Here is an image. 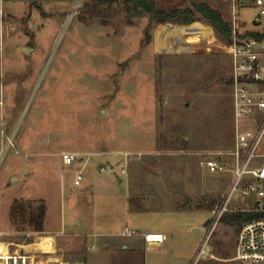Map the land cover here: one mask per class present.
I'll use <instances>...</instances> for the list:
<instances>
[{
    "label": "rangeland",
    "instance_id": "374dc122",
    "mask_svg": "<svg viewBox=\"0 0 264 264\" xmlns=\"http://www.w3.org/2000/svg\"><path fill=\"white\" fill-rule=\"evenodd\" d=\"M87 1L2 0L0 6V264L13 251L61 253L34 242L52 232L12 226L15 199L44 200L47 228L82 234L87 225L77 223L90 218L105 232H119L125 195L133 206L152 208L150 222L159 219L175 233L165 248L184 256L181 264H239L241 229L221 221L211 232L207 208L226 194L231 173L208 172L198 153L233 143L227 39L200 12L189 24L162 27L155 16H133L123 4L104 6V14L92 18L83 9ZM196 2L231 22L229 0H157L166 11ZM246 5L240 19L251 27L256 9ZM257 28H264V17ZM63 150L92 153L85 186L74 184L75 165L62 167ZM120 151L142 152L127 173L120 170ZM252 199L235 193L230 206L244 208ZM204 232L211 255L196 263L192 251ZM83 246L71 240L64 258H84L81 249L74 254Z\"/></svg>",
    "mask_w": 264,
    "mask_h": 264
},
{
    "label": "built area",
    "instance_id": "2783aa9c",
    "mask_svg": "<svg viewBox=\"0 0 264 264\" xmlns=\"http://www.w3.org/2000/svg\"><path fill=\"white\" fill-rule=\"evenodd\" d=\"M231 2V36L228 51L231 57V101L233 110V143L229 149L220 151H198L200 164L208 172L231 173L229 188L218 203L210 210V231L221 222L227 213L245 211L251 216L243 223L234 259L239 264H264V39L253 34L260 30L264 17V0H229ZM256 9L251 27L240 19V9L247 2ZM124 156L120 170L128 172L129 162L142 155L140 151H120ZM92 153L76 150L60 152L62 167L75 165L74 184L81 185L85 178V167ZM83 162V165L80 163ZM117 165L109 169L116 172ZM106 172L107 166H99ZM235 193L251 197L250 206L232 207ZM124 235H137L139 231L125 226ZM147 243H159L166 236L158 231L144 233ZM204 237L196 251L195 262L211 255ZM4 258L3 254H0ZM37 254L13 251L7 264H87L85 260H67L64 256L37 257Z\"/></svg>",
    "mask_w": 264,
    "mask_h": 264
},
{
    "label": "crops",
    "instance_id": "0c3cea01",
    "mask_svg": "<svg viewBox=\"0 0 264 264\" xmlns=\"http://www.w3.org/2000/svg\"><path fill=\"white\" fill-rule=\"evenodd\" d=\"M0 6L2 7V0H0ZM118 153V152H117ZM90 161V160H89ZM88 161V163H89ZM83 164L80 163V165ZM86 178V175H85ZM84 178V179H85ZM84 181V180H83ZM83 184V185H82ZM82 187L85 186V182H82ZM129 186V182L127 184ZM125 195V194H124ZM127 196V197H126ZM120 200V208L124 212V216L126 220L120 221V231L119 232H112L108 231L105 232L95 221L90 218V220H87V222L84 224L83 220H79L77 224L80 226L87 225L84 230H86L85 233L80 234V232H71L67 233L66 229L63 227H58L55 229L47 228L45 225V230L43 232L51 233L52 235H43L38 236L36 240L34 241L39 246H42L43 248L46 247L47 251H54L56 248L59 252L58 256H65V250L68 248L70 241L73 242L76 241L77 243H82L84 245L83 247H80L78 249H74V254H79V251H81L80 255L86 254L84 258L75 259V260H95L97 262H101L102 264H181L180 258L184 257L179 254H175L176 252H167L165 246L167 244V241L169 239V234H172V236L175 235L173 232H169V228H166L165 223H159V219L157 223H153L149 221V217L152 212V208H146L144 206H133V203L131 201L130 195H125L122 197H119ZM180 210H183L182 208H179ZM160 215L162 213H165L162 210L156 211ZM47 217V214H46ZM209 219V218H208ZM150 222V223H149ZM208 221H206L205 226H207ZM125 226H129L131 228H134L139 231V234L136 235H124L123 229ZM101 228V229H98ZM119 228V227H117ZM148 231H158L163 233L166 238L162 242L159 243H147L144 238V233ZM67 235L69 238L66 240L60 239V237H63ZM92 236V241L88 240V237ZM106 236V238H100V237ZM123 237V238H120ZM205 237V232L200 234L199 241L197 243V246L192 251V257H194L202 239ZM58 240H62L63 242L57 243ZM119 240V241H117ZM56 241V243H55ZM91 244V247L89 244ZM28 244V243H27ZM97 246V247H96ZM96 247V248H95ZM96 250L97 253H94L95 251H91L90 249ZM81 249V250H80ZM162 251L161 253L151 254L147 255L146 251ZM168 254H171L170 259L168 258V261L164 263V260L166 257L169 256ZM185 258V257H184ZM182 262V261H181Z\"/></svg>",
    "mask_w": 264,
    "mask_h": 264
},
{
    "label": "trees",
    "instance_id": "16d2710c",
    "mask_svg": "<svg viewBox=\"0 0 264 264\" xmlns=\"http://www.w3.org/2000/svg\"><path fill=\"white\" fill-rule=\"evenodd\" d=\"M115 4H123L127 12H131L133 16L142 17L151 14L156 17L158 22L165 27L167 24H189L195 18L197 12L205 16L219 32V34L230 40L231 26L230 23L224 19L221 12L210 6L205 2H196L194 7H187L185 9L175 8L170 11L158 9L157 0H88L84 3V10L93 17H100L104 14V6L112 7ZM253 34L264 39V28L253 31ZM146 42H149L151 34L149 27L145 31ZM133 203V199H131ZM205 205H197L198 209L205 208ZM210 210L213 206L208 205ZM47 213V204L44 200L34 201L31 199H15L9 210V219L12 226L21 230H32L36 232H43L45 230V221ZM251 216L245 211H237L227 213L223 216V222L237 227L239 231L243 223ZM28 240L27 242H31Z\"/></svg>",
    "mask_w": 264,
    "mask_h": 264
}]
</instances>
